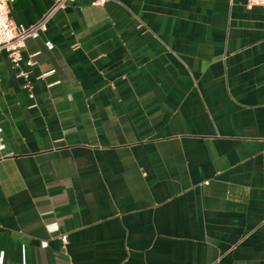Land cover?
Listing matches in <instances>:
<instances>
[{"label": "crops", "instance_id": "0c3cea01", "mask_svg": "<svg viewBox=\"0 0 264 264\" xmlns=\"http://www.w3.org/2000/svg\"><path fill=\"white\" fill-rule=\"evenodd\" d=\"M22 53L27 75L0 50V264H264V4L71 0Z\"/></svg>", "mask_w": 264, "mask_h": 264}, {"label": "built area", "instance_id": "2783aa9c", "mask_svg": "<svg viewBox=\"0 0 264 264\" xmlns=\"http://www.w3.org/2000/svg\"><path fill=\"white\" fill-rule=\"evenodd\" d=\"M12 0H3V4L0 5V50L5 49L6 53L11 60L12 66L20 67L24 62L27 65L33 62L31 56L24 57L22 53V46L28 36H37L41 30L46 28V22L53 11L61 6H64L71 0H54L51 6L41 14V16L30 22H16L13 20L10 14V3ZM104 0H93V2H103ZM248 5L264 4V0H246ZM19 73L27 75L28 69L20 67ZM33 95V92H29ZM62 241L66 242L64 234L61 236Z\"/></svg>", "mask_w": 264, "mask_h": 264}, {"label": "clouds", "instance_id": "9594fccd", "mask_svg": "<svg viewBox=\"0 0 264 264\" xmlns=\"http://www.w3.org/2000/svg\"><path fill=\"white\" fill-rule=\"evenodd\" d=\"M3 4V0H0V5ZM4 147V145L0 144V148Z\"/></svg>", "mask_w": 264, "mask_h": 264}]
</instances>
